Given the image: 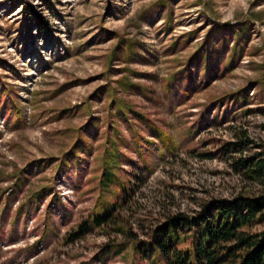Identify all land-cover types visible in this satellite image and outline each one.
Masks as SVG:
<instances>
[{"label":"rangeland","instance_id":"374dc122","mask_svg":"<svg viewBox=\"0 0 264 264\" xmlns=\"http://www.w3.org/2000/svg\"><path fill=\"white\" fill-rule=\"evenodd\" d=\"M263 151L264 0H0V264H164Z\"/></svg>","mask_w":264,"mask_h":264},{"label":"trees","instance_id":"16d2710c","mask_svg":"<svg viewBox=\"0 0 264 264\" xmlns=\"http://www.w3.org/2000/svg\"><path fill=\"white\" fill-rule=\"evenodd\" d=\"M241 145L243 141L230 144L228 153L242 152ZM235 166L249 181L264 186V151ZM112 177L107 170L104 183L112 182ZM120 208L116 202L111 211L93 218V224L105 229ZM88 224L79 225L78 236H83ZM256 226L263 229L255 230ZM114 231L125 234V227L118 223ZM145 245L148 253L158 252L164 264H264V194L212 201L197 217L174 215L154 229Z\"/></svg>","mask_w":264,"mask_h":264}]
</instances>
